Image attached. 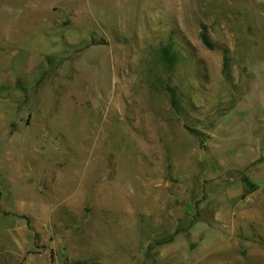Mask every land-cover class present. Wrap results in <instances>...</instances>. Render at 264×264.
Segmentation results:
<instances>
[{"label":"rangeland","instance_id":"374dc122","mask_svg":"<svg viewBox=\"0 0 264 264\" xmlns=\"http://www.w3.org/2000/svg\"><path fill=\"white\" fill-rule=\"evenodd\" d=\"M0 264H264V0H0Z\"/></svg>","mask_w":264,"mask_h":264},{"label":"trees","instance_id":"16d2710c","mask_svg":"<svg viewBox=\"0 0 264 264\" xmlns=\"http://www.w3.org/2000/svg\"><path fill=\"white\" fill-rule=\"evenodd\" d=\"M200 40H201V42H202V44L204 46L211 47L209 39H208V36H207V33H206V28L204 26H202V30H201V33H200ZM162 57H163L164 61L166 63H168L169 65L174 60V57L170 54V51H169L168 48H164L162 50ZM245 183L250 186L249 181L247 179L245 180Z\"/></svg>","mask_w":264,"mask_h":264}]
</instances>
